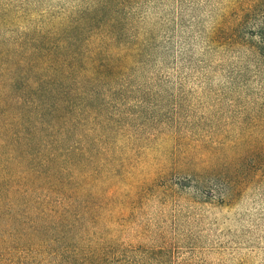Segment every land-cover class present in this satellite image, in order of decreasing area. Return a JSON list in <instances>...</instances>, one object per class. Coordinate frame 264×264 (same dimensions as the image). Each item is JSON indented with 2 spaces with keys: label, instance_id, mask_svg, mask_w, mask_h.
Wrapping results in <instances>:
<instances>
[{
  "label": "rangeland",
  "instance_id": "obj_1",
  "mask_svg": "<svg viewBox=\"0 0 264 264\" xmlns=\"http://www.w3.org/2000/svg\"><path fill=\"white\" fill-rule=\"evenodd\" d=\"M0 182V264H264V0H0Z\"/></svg>",
  "mask_w": 264,
  "mask_h": 264
},
{
  "label": "trees",
  "instance_id": "obj_2",
  "mask_svg": "<svg viewBox=\"0 0 264 264\" xmlns=\"http://www.w3.org/2000/svg\"><path fill=\"white\" fill-rule=\"evenodd\" d=\"M35 81V80H34ZM33 81L34 87H32L33 91V95L31 98L27 99V101L31 102L34 106H36L38 109L36 111L37 114V118L40 119L42 117V113L40 114V107L41 105L44 104V100L46 98L45 96V90L48 91L49 95L53 98L56 99L58 98V95L61 91V83L58 85L57 83H54L53 81H43L41 79H37L35 82ZM14 85H18L17 81H13ZM29 85H25L24 88H28ZM26 90V89H24ZM32 94V93H31ZM17 101H19V104L22 105V103H26V99L25 98H20ZM57 101H63V99L58 98ZM27 114L24 111H20L13 122L9 123L8 125V129H9V137L11 138L12 141L14 142H18L21 145H27L29 146L30 144V139H29V134L28 133L30 130V119H28ZM29 127V128H28ZM28 133V134H27ZM39 146V145H37ZM28 150H31L30 147H27ZM31 155L32 158H37L36 155L29 153ZM5 189L4 184L2 182H0V192H3V190ZM27 201L29 200V197H27L26 193H21L19 191H15L13 194V198L10 200V202L8 203L9 205H17L19 204V201ZM11 211H14V208H11ZM15 214L17 215V217H19V215H22L21 210L17 209ZM40 218V217H39ZM38 215L35 217V219L30 223L29 227L32 229V231H38V221H39ZM24 222V221H21ZM55 224H59L60 223V218H56L54 219ZM24 224V223H21Z\"/></svg>",
  "mask_w": 264,
  "mask_h": 264
}]
</instances>
